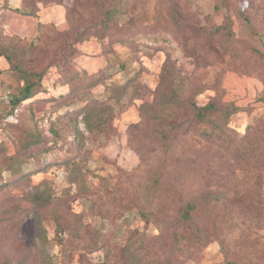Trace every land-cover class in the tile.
<instances>
[{"label":"rangeland","instance_id":"1","mask_svg":"<svg viewBox=\"0 0 264 264\" xmlns=\"http://www.w3.org/2000/svg\"><path fill=\"white\" fill-rule=\"evenodd\" d=\"M1 50L0 264H264V0H0Z\"/></svg>","mask_w":264,"mask_h":264},{"label":"trees","instance_id":"2","mask_svg":"<svg viewBox=\"0 0 264 264\" xmlns=\"http://www.w3.org/2000/svg\"><path fill=\"white\" fill-rule=\"evenodd\" d=\"M2 52V50L0 51ZM3 55V53H0ZM9 61V58H8ZM24 83L22 87L20 88L19 93H17V96L14 97V95L11 93L10 90H8V94H5V97L9 98L10 102L12 103V110H16L18 113L17 115V121L19 116V103L23 100L30 99L32 96H34L37 93H40L42 90L37 89L36 87V81L32 80L26 76L23 77ZM10 91V92H9ZM193 110H197V116L203 117L206 113H209L211 111L217 112L220 107H218L215 103L210 102L203 106H196L193 105ZM39 139H34V141H38ZM263 166V165H262ZM223 194L216 193V192H204L199 197H191L186 202V204L181 207L176 215V218L173 219L172 225L174 223L177 224V227L173 229L172 231V242L178 246H180L183 250L182 252H187L190 248L194 246H204L208 242L212 241L213 238L211 236V232L206 227H195L193 228V222H194V216L195 212L199 210V207L201 208V201H203L206 205H225V198ZM261 216L264 217V208L260 209ZM61 224V223H60ZM77 232V230H76ZM202 233V234H201ZM202 236V237H201Z\"/></svg>","mask_w":264,"mask_h":264}]
</instances>
